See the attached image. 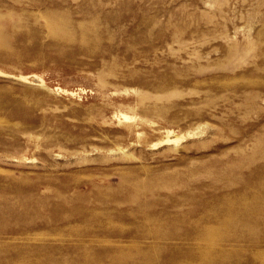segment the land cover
<instances>
[{
  "label": "rangeland",
  "instance_id": "1",
  "mask_svg": "<svg viewBox=\"0 0 264 264\" xmlns=\"http://www.w3.org/2000/svg\"><path fill=\"white\" fill-rule=\"evenodd\" d=\"M0 264H264V0H0Z\"/></svg>",
  "mask_w": 264,
  "mask_h": 264
},
{
  "label": "bare ground",
  "instance_id": "2",
  "mask_svg": "<svg viewBox=\"0 0 264 264\" xmlns=\"http://www.w3.org/2000/svg\"><path fill=\"white\" fill-rule=\"evenodd\" d=\"M87 22H88V21H87ZM73 31H74V30H73ZM36 78H38V77H36ZM125 117H126V118H129L127 115H125ZM175 139H176V138H175ZM168 140L170 141V139H168ZM172 140H173V139H172ZM175 141H178V139L175 140ZM175 144H176V142H175ZM257 189H259V188L257 187ZM262 204H263V203H262ZM262 206H263V205H262ZM233 210H234V209H233ZM228 211H229V210H228ZM249 213H251V212H249ZM226 215H228V214H226ZM226 215H225V216H226ZM252 216H253V215H252ZM230 217H231V215H230ZM253 217H254V216H253ZM226 218L228 219V217H226ZM225 222H226V221H225ZM227 223H228V222H227ZM225 225H226V224H225ZM121 254H122V253H121ZM124 255H125V254H124ZM124 255H123V256H124ZM117 257H118V256H117Z\"/></svg>",
  "mask_w": 264,
  "mask_h": 264
}]
</instances>
